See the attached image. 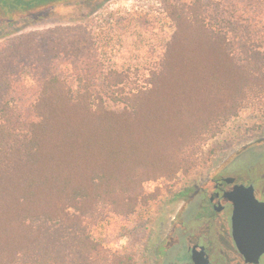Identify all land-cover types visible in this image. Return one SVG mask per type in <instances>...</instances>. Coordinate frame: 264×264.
<instances>
[{"label": "trees", "instance_id": "obj_1", "mask_svg": "<svg viewBox=\"0 0 264 264\" xmlns=\"http://www.w3.org/2000/svg\"><path fill=\"white\" fill-rule=\"evenodd\" d=\"M63 1L0 0V21ZM214 7L225 24L199 0L169 3L176 29L145 85L109 84L123 73L108 72L122 111L107 107L93 70L77 68L76 88L51 68L28 85L23 68L50 50L37 36L0 43V264H136L74 225L100 207L134 211L144 182L195 164L221 124L250 106L264 114V0Z\"/></svg>", "mask_w": 264, "mask_h": 264}, {"label": "rangeland", "instance_id": "obj_2", "mask_svg": "<svg viewBox=\"0 0 264 264\" xmlns=\"http://www.w3.org/2000/svg\"><path fill=\"white\" fill-rule=\"evenodd\" d=\"M195 1L198 0H67L11 21H0V43L27 34H32V40L37 36L33 43H46L50 50L46 57L23 68L28 85L36 82L35 75L51 68L76 88L77 68L83 75H91L86 70H93V79L103 92L107 107L122 111L126 105L115 102L106 91L108 72L123 73V77H117L115 72L110 74L109 84L145 85L149 71L164 57L176 29L169 3ZM199 1L205 6L206 11H202L207 13L208 21L225 24V17L219 19L213 10L217 4L225 8V0ZM214 17L218 21H213ZM73 52L85 54L74 59ZM49 54L55 58L50 59ZM263 153L264 114L255 107H246L203 142L197 150L195 164L185 166L172 177L145 181L144 197L134 211L100 207L84 216L79 225H74L80 226L76 231L110 251L132 253L136 264H156L159 258L156 246L165 238L187 197L180 196L181 191L190 185H199L202 179L224 169L226 172L240 167L247 169ZM49 227L51 232L63 233L60 224H49Z\"/></svg>", "mask_w": 264, "mask_h": 264}, {"label": "flooded vegetation", "instance_id": "obj_3", "mask_svg": "<svg viewBox=\"0 0 264 264\" xmlns=\"http://www.w3.org/2000/svg\"><path fill=\"white\" fill-rule=\"evenodd\" d=\"M236 188L244 208L239 226ZM181 193L187 197L156 246V264H264V153L247 169H224Z\"/></svg>", "mask_w": 264, "mask_h": 264}, {"label": "water", "instance_id": "obj_4", "mask_svg": "<svg viewBox=\"0 0 264 264\" xmlns=\"http://www.w3.org/2000/svg\"><path fill=\"white\" fill-rule=\"evenodd\" d=\"M250 190V189H248ZM239 189L236 188L234 193L232 194V198L235 200V212H234V218H233V226H239V222L241 219V214L244 212V208L243 206H241V204H239L240 201V194H239ZM250 196H252L254 198L252 189H251V194Z\"/></svg>", "mask_w": 264, "mask_h": 264}]
</instances>
